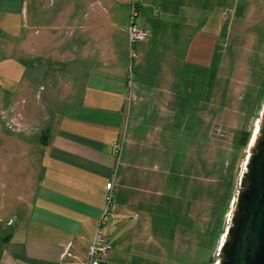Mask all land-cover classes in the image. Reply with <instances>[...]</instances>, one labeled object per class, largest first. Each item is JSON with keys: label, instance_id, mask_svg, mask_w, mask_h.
<instances>
[{"label": "rangeland", "instance_id": "374dc122", "mask_svg": "<svg viewBox=\"0 0 264 264\" xmlns=\"http://www.w3.org/2000/svg\"><path fill=\"white\" fill-rule=\"evenodd\" d=\"M163 2L187 16L183 26L148 31L145 53H138L145 43L124 39L132 72L124 134L114 145L123 177L109 189L105 213L121 220L112 231L117 245L102 222L109 264H215L247 155L240 139L246 131L250 139L264 103V0H138L157 21ZM21 5L0 0V158L9 152L13 160L0 162L1 202L11 181L32 187L38 178L41 139L79 103L109 29L96 28L94 53H69L82 41L69 40L71 0H36L34 33L49 43L28 57Z\"/></svg>", "mask_w": 264, "mask_h": 264}, {"label": "crops", "instance_id": "0c3cea01", "mask_svg": "<svg viewBox=\"0 0 264 264\" xmlns=\"http://www.w3.org/2000/svg\"><path fill=\"white\" fill-rule=\"evenodd\" d=\"M35 2L22 0L20 9L28 57L42 53L41 41L49 43L48 36L36 37L34 33L36 24L30 9ZM130 2L71 0L69 40L77 41L80 36L82 41L78 46L71 45L69 53H94L96 28L108 26L104 39L107 45L101 52L106 54L98 59V65L86 70L79 103L59 117L48 132L47 142L41 144L40 150L37 148L39 171L32 187L24 178L16 184L11 181L5 202L0 201V264H87V248L100 222L113 236V242H118V234L114 237L112 231L121 220L115 212L105 213L110 194L107 185L111 183L115 189L123 177L114 145L122 140L127 120L128 60L124 39L128 36ZM171 5L162 3V20L157 21L146 3L139 12L143 21L137 24L148 30L149 36H155L159 25L183 26L187 16ZM120 31L123 44L118 46ZM181 31L176 32L178 39ZM30 38L32 43L37 41L38 48L30 45ZM146 40L138 53L152 48ZM1 86L2 81L3 91ZM6 154L4 160L13 162L12 153ZM4 160L0 158V162Z\"/></svg>", "mask_w": 264, "mask_h": 264}, {"label": "water", "instance_id": "95a60500", "mask_svg": "<svg viewBox=\"0 0 264 264\" xmlns=\"http://www.w3.org/2000/svg\"><path fill=\"white\" fill-rule=\"evenodd\" d=\"M215 264H264V103L247 144Z\"/></svg>", "mask_w": 264, "mask_h": 264}, {"label": "built area", "instance_id": "2783aa9c", "mask_svg": "<svg viewBox=\"0 0 264 264\" xmlns=\"http://www.w3.org/2000/svg\"><path fill=\"white\" fill-rule=\"evenodd\" d=\"M139 16V4L138 0H131L130 2V21L128 25V38L133 45L136 43L144 41L148 37V30L141 28L137 24V18ZM136 57L135 51H131V58ZM129 72H132V67L128 68ZM117 148L118 145H115ZM112 184L109 183L107 188L110 189ZM112 250V246L110 244L109 237L104 233L102 228V222L99 223L96 232L92 241L90 242L87 252H88V262L87 264H109L110 260V252Z\"/></svg>", "mask_w": 264, "mask_h": 264}, {"label": "trees", "instance_id": "16d2710c", "mask_svg": "<svg viewBox=\"0 0 264 264\" xmlns=\"http://www.w3.org/2000/svg\"><path fill=\"white\" fill-rule=\"evenodd\" d=\"M139 12H140V9H139ZM47 136H48V134H46L45 136H43L41 140H43V142H47L46 141ZM248 137H249V135H248V132L247 131L242 134V137L240 139V144L242 146H246L248 144V141H249Z\"/></svg>", "mask_w": 264, "mask_h": 264}]
</instances>
